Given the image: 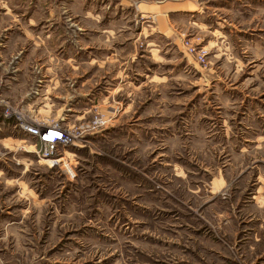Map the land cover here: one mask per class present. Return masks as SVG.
Listing matches in <instances>:
<instances>
[{
    "label": "rangeland",
    "instance_id": "1",
    "mask_svg": "<svg viewBox=\"0 0 264 264\" xmlns=\"http://www.w3.org/2000/svg\"><path fill=\"white\" fill-rule=\"evenodd\" d=\"M0 264H264V0H0Z\"/></svg>",
    "mask_w": 264,
    "mask_h": 264
},
{
    "label": "built area",
    "instance_id": "2",
    "mask_svg": "<svg viewBox=\"0 0 264 264\" xmlns=\"http://www.w3.org/2000/svg\"><path fill=\"white\" fill-rule=\"evenodd\" d=\"M17 116L24 119L19 115ZM44 124L40 125L28 122L20 123V126L24 131L28 132L32 136L38 137L41 140L43 144L42 149L44 150V152L49 153L50 151H54L56 148H58V143L63 144L71 140V134L69 131L63 130L60 128V126L57 125L49 126ZM49 134H53V136Z\"/></svg>",
    "mask_w": 264,
    "mask_h": 264
},
{
    "label": "bare ground",
    "instance_id": "3",
    "mask_svg": "<svg viewBox=\"0 0 264 264\" xmlns=\"http://www.w3.org/2000/svg\"><path fill=\"white\" fill-rule=\"evenodd\" d=\"M49 135H52L53 136V134H49Z\"/></svg>",
    "mask_w": 264,
    "mask_h": 264
}]
</instances>
